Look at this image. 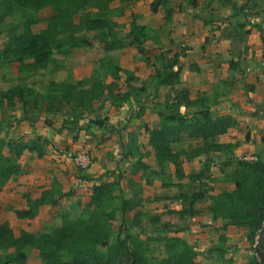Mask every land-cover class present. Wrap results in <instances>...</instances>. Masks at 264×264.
<instances>
[{"label":"trees","instance_id":"trees-1","mask_svg":"<svg viewBox=\"0 0 264 264\" xmlns=\"http://www.w3.org/2000/svg\"><path fill=\"white\" fill-rule=\"evenodd\" d=\"M143 1L145 0H0V28L7 19L17 14L21 19L20 27L17 24L8 27L7 39L0 45V65L15 66L21 73L35 74L55 64L56 55L67 56L75 50L91 49L97 44L105 52L121 49L124 44L113 31L115 23L111 18V5ZM149 7L154 14L165 12L166 19L169 20L172 12L169 0H152ZM44 10H49L50 13L42 20L39 13ZM40 22H44L45 26L35 32L33 28ZM145 31L144 26L133 24L125 39L139 53L144 52L142 39L148 38ZM135 33L139 36H135ZM89 34L92 36H88ZM174 57L171 63H163V67L150 76L155 87L172 88L179 84L180 68L173 70L178 63V57ZM107 69L112 77L109 84H104L102 80H93L86 88L87 81L80 80L51 82L44 94L23 85L0 91V110L21 105L23 108L44 107L45 113L50 114L67 113L73 118L71 131L74 133V140H77L79 130L89 128L90 125L99 128L104 126L103 120H88L85 123L86 120L78 118V111L91 112L95 103L111 88L118 90L116 96H113L118 101V106L134 95L142 96L143 101L138 109V113H142L148 100L145 87L140 86L134 76H127L117 65L108 63ZM121 73L127 76L122 85L119 84ZM171 100L169 108L157 110L159 126L154 129L145 128L147 140L144 155L148 157L150 166L163 169L167 164L173 165L175 175L181 179L183 161L190 162L202 156H216L218 153L230 151L232 146L218 144L216 139L226 134L235 123L227 117L212 118L206 111L194 118L192 113L182 114L180 108L191 105L186 91L175 92ZM79 120H83L81 126L78 125ZM11 125L14 129L15 124ZM48 143L40 135L17 140L10 136L5 142L1 140L0 191L2 186L20 175L19 159L22 154L29 152L42 157ZM182 143H188L189 146L175 148ZM4 149L7 153H4ZM226 160L221 167V181L231 184V190L220 191L215 196H207L203 189L189 197L180 192L175 199L188 206H183L181 210L171 214L181 220L191 221L198 213L194 208L195 202L208 197L211 201L208 207L211 220L224 223V226L247 229L248 238L258 240V258L252 259L249 264H264V159L246 161L228 157ZM230 167L231 172L226 174L225 170ZM136 169L138 170L137 165ZM207 169L206 166L202 168L196 177L199 179L206 175ZM195 180L194 178L193 181ZM113 188L111 183L95 184L80 215L72 217L68 213H62L59 215L58 227L38 236L26 231H20L15 236L7 222L0 223V250L7 252L0 259V264H30L31 256L25 251L28 247L36 253L38 264H197L196 252L181 238L168 239L172 241L171 249L167 251V257L160 261H149L141 241L128 233L124 240L112 241L110 224L115 219L113 204L117 198L113 195ZM48 198V193H45L36 200H30L29 209L17 210L16 217L34 219L39 207L50 202L51 205L54 204ZM119 200L121 221L124 225V221H131L126 216L132 212L133 205L123 193ZM136 218L135 215L136 224L131 226V231L139 226ZM184 230L187 227L182 226L180 231Z\"/></svg>","mask_w":264,"mask_h":264},{"label":"rangeland","instance_id":"rangeland-1","mask_svg":"<svg viewBox=\"0 0 264 264\" xmlns=\"http://www.w3.org/2000/svg\"><path fill=\"white\" fill-rule=\"evenodd\" d=\"M149 1L127 4L114 3L111 5V18L115 23L113 31L119 39L123 40V48L105 52L102 46L97 44L91 49L75 50L67 56L56 55L54 57L55 64L35 74L21 73L15 66L0 65V91H7L17 85H23L34 92L44 94L51 82H76L80 80L87 81L86 88L91 85L93 80H102L104 84H109L112 80L109 74L110 71L107 69L109 63L110 65L122 67L127 76H134L140 86L145 87L146 90L148 89V93L150 92L148 95L150 109L169 108L171 106L168 103L171 98V90L169 95H166L167 98L163 100L158 94L160 87L154 86L150 76L161 69L163 63H171L174 60L175 55H172V52L170 53L168 50L173 47L178 37L168 26L169 20L166 19L165 12L152 13ZM49 13V10H44L39 13V17L44 20L49 16ZM12 24L21 26V19L18 14L7 19L0 28V45L6 41L8 27ZM133 24H145L150 27L144 26L146 28L144 33L147 34L148 38L141 41L144 49L143 53H139L135 47L128 45L125 41ZM44 26L45 23L40 22L33 30L35 32L39 31ZM152 28H156V30L153 38L150 39ZM88 36L91 37L92 34ZM135 36L138 37L139 34L135 33ZM177 43L181 53L189 50L185 42L178 40ZM143 68H149L151 75L148 76V74L142 73ZM126 75L121 73L120 85L126 81ZM117 91L114 88L105 91L103 97L95 103L91 112L78 111V118L86 120L85 123L88 120L104 121V126L101 128L90 125L89 128L79 130L78 141L73 139L74 133L71 131L72 126L70 125V123H73V118L67 113L50 114L45 113L44 107L33 108L28 106L23 108L21 105H17L12 109L0 110V142L1 140L7 141L10 136L17 140L20 138L28 139L35 135L43 136L49 141L42 157H37L33 153L31 155L24 153L23 157L19 159L21 171L16 183H21L16 186V191L14 193L8 192L10 188H13L10 182L6 184L5 190L0 191V223L7 222L15 236L20 231H26L34 236L46 233L60 225L59 215L62 213H68L72 217L80 215L89 200L91 188L103 178L108 180L106 173H100L97 177L88 174V170L93 165H98L97 163L90 164L91 166L87 169L81 170L66 155H63L65 151L87 154L92 161V154L87 151L88 148H85V146H89L90 142L96 144L91 150L93 154L96 152L101 153L102 159L113 158L116 148H118L117 142L120 140L118 137L121 132H124L127 140L126 146H124L126 151L135 146L139 135L138 131L132 130L129 123L130 129H121L124 123L119 120V117L124 120L127 116L128 113L123 107L128 105L129 102H124L118 106V101L113 97L116 96ZM135 107L139 108L140 104ZM128 111H131V109H127ZM136 112H138V109ZM191 112L193 114V110ZM155 116L152 112L151 121L153 123L156 122ZM21 119L24 120L19 121ZM83 120H79L78 125L81 126ZM111 120L115 123L113 127H108ZM12 123L15 124L14 129L11 128ZM51 129L56 132H52ZM258 134L257 136L248 135L247 140L254 141V144L250 145L248 149L242 150V152L236 151L233 157L234 160L242 157L248 161H254L256 158L264 159V135L261 136L259 132ZM111 137L114 139L108 142L107 139ZM187 145L188 143H182L177 146L178 148H187ZM4 153H7L6 149H4ZM233 165L234 162L232 168ZM168 167L161 176L155 175L152 178L150 190L155 200L146 203L142 207L143 210H140L141 218L138 222L139 226L137 225L133 231L130 228L136 224L134 218H131L129 222L124 221V225L122 224L119 196L116 198L113 204L115 219L110 224L112 241L116 239L124 240L127 236L126 233L137 237L141 241L149 261L165 259L167 251L171 249L172 245V241H168V239L174 237L183 239L194 249L197 254L195 257L197 264H249L252 259H257L258 240L249 239L247 236L248 230L245 228L224 226V223L213 222L207 207H205L206 203L200 205L201 202H198L197 207L200 215L191 219V221H184L171 215V212H177L183 206H188L175 199V196H178L180 192L189 197L194 192L202 189L206 191V194L215 195L223 190H231L232 185L228 184L227 181L218 182L219 184H216L217 181L209 179L207 182L202 181L205 177L207 179V176L212 180L223 179L220 163L208 168V172L201 177L202 179H196L202 166L198 169L197 166H193V162H182L183 178L181 179L176 175L173 178L170 177L168 170L170 168ZM225 171L226 174H229L231 167ZM194 178L195 181H193ZM83 181L91 185L87 186ZM9 186L10 188L7 189ZM26 190H29L30 198H36V196L48 192L50 193L48 194V200H52L54 204L51 205L50 202L39 207L36 210V218L32 220L18 219L15 212L17 210H28L30 207V201L25 198L29 195H23L26 194ZM133 215L137 216L136 212ZM182 226L187 227V230L180 231ZM25 251L29 252L31 256L30 264L39 263L36 259V253L31 248H25ZM6 254L5 250H0V259ZM122 262L120 261V263Z\"/></svg>","mask_w":264,"mask_h":264},{"label":"crops","instance_id":"crops-1","mask_svg":"<svg viewBox=\"0 0 264 264\" xmlns=\"http://www.w3.org/2000/svg\"><path fill=\"white\" fill-rule=\"evenodd\" d=\"M169 5L172 12L167 24L175 32L178 40L185 42L189 50L181 53L180 47L178 48V40H175L173 50L169 48L168 51L179 59L177 65L173 67V70H176L177 67L180 68L179 84L172 88L160 87L158 94L164 100L169 95L170 90L171 96L175 92L186 91L191 105L188 108L181 107L182 114L187 115L193 110L194 118L206 111L212 118L227 117L235 123L234 127L229 129L226 134L216 139L218 144L232 146L229 152L227 150L218 153L216 156H202L190 161L198 169L201 166L202 168L205 166L212 168L219 163L222 167L227 161L225 159L234 157L236 151L242 152L254 144V141L247 140L248 135L257 136L259 135L258 132L261 136L264 135V72L256 69L264 60V0H169ZM138 25L146 26L145 24ZM146 27L150 28L149 25ZM155 30L156 28L151 33L149 32L151 34L150 39L153 38ZM142 73L151 75L149 68H143ZM149 94L147 89L145 95L148 96ZM142 101L143 97L140 95L131 97L126 101L129 102L128 105L123 107L128 113L127 116L124 120L119 117V120L124 123L121 129H130L129 124H131L132 130L138 131L137 143L132 149L126 151V147H124L127 141L124 132H121L118 137L120 140L117 142L118 148H116L113 158L102 159L101 153L93 154L91 150L96 146L95 143L89 142V146H85L94 157H92L91 164H98L93 165L88 170V174L97 177L100 173H106L108 180L103 178L96 183H111L114 187L113 195L116 196L117 194L116 197L123 193L133 205L132 212L126 217L131 219L134 216L133 213L136 212V217H139L137 223L141 218L140 210H143L142 207L155 200L150 190L152 178L155 175L161 176L167 166L170 168L168 169L170 177L175 176L173 165L167 164L163 169L150 166L148 157L144 155L147 140L145 128H157L160 119L158 111L149 108L148 100L143 107V112H136L139 108L135 106L138 104L141 106ZM169 103H172L171 98ZM127 109H131V111L127 112ZM152 112L156 115L155 123L151 121ZM114 123L111 120L108 127H113ZM70 125L72 126L73 123ZM53 126L55 127V125ZM51 131L56 132L54 129ZM78 137L79 135H77V141ZM112 139L114 138L111 137L107 141L110 142ZM175 147L179 149L177 145ZM67 152L69 151H65L63 155H66ZM206 171L208 172V169ZM19 177L20 175L9 181L13 188L9 186L8 192L14 193L16 191V186L21 183H16ZM209 180L217 181L216 184L222 182L220 178L217 180L209 178ZM202 181L207 182L208 179L205 177ZM83 183L87 186L91 185L85 181ZM83 183L82 185H84ZM6 184L2 190L6 189ZM25 193L23 195H29V190H26ZM41 195L36 196V198H30L29 195L25 198L28 201L30 199L36 200ZM208 195L215 194L210 193ZM199 201L201 202L200 205L206 203L205 207L208 211L210 199L206 197ZM199 201L194 204V208L198 212L194 218L200 215L197 207Z\"/></svg>","mask_w":264,"mask_h":264},{"label":"built area","instance_id":"built-area-1","mask_svg":"<svg viewBox=\"0 0 264 264\" xmlns=\"http://www.w3.org/2000/svg\"><path fill=\"white\" fill-rule=\"evenodd\" d=\"M258 71L264 72V60L260 62L258 68H256ZM66 157L69 158L76 167H78L81 170L87 169L91 164V159L87 154L84 153H72L68 152L66 153ZM243 159V158H242ZM245 160V159H243ZM248 161V160H246ZM252 161V160H250Z\"/></svg>","mask_w":264,"mask_h":264}]
</instances>
